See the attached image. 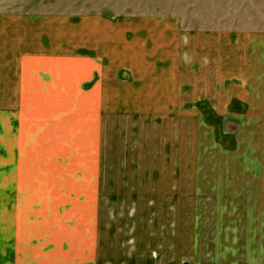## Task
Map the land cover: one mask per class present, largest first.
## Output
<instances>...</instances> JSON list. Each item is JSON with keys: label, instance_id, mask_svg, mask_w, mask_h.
Masks as SVG:
<instances>
[{"label": "crops", "instance_id": "1", "mask_svg": "<svg viewBox=\"0 0 264 264\" xmlns=\"http://www.w3.org/2000/svg\"><path fill=\"white\" fill-rule=\"evenodd\" d=\"M182 96L208 100V117L235 120L246 142L264 140V28L0 9V264H261L264 180L255 174L226 177L238 198H251L248 221L223 222L220 234L211 223L194 251L163 200L161 211L119 227L103 220V190L147 200L169 187L149 173L148 129L144 144L136 136L140 160H124L130 173L104 179L103 121L113 128L124 114L142 127L145 111Z\"/></svg>", "mask_w": 264, "mask_h": 264}, {"label": "rangeland", "instance_id": "2", "mask_svg": "<svg viewBox=\"0 0 264 264\" xmlns=\"http://www.w3.org/2000/svg\"><path fill=\"white\" fill-rule=\"evenodd\" d=\"M0 9L36 13H103L108 16L131 14L151 19L174 17L180 20L185 30L264 28V0H0ZM151 58L159 60V56ZM157 66L167 65L158 63ZM186 98L182 96L179 103L161 102L159 108L145 111L149 114V121L142 127L139 125L142 118L131 120L124 114L116 118L118 123L115 122L117 124L113 128L109 119L105 123L103 121L101 145L104 179L111 175L130 173L126 171L128 167L124 160L127 163L130 159L140 160L144 152L141 140L143 144L146 142L148 129L149 173L161 174L165 186L169 187L164 196L159 194L158 199L149 197L147 200L127 197L126 193L118 196L113 190H103L101 204L105 208L102 211L103 218L110 216L119 227L121 222L130 221L131 216H137L140 220L147 211H161L159 206L163 200V205L167 207V221L172 225L176 217L180 218L182 244L186 250L188 247L194 251V241L203 239L206 232H211V223L218 226L215 232L220 234L221 224H225L223 222L230 225L248 221L245 207L251 198H238L234 188L229 187L232 182H228L226 177L255 174L264 180V140L246 142L244 139H247V135L245 138L243 134L238 135L235 120L221 119L216 113L214 117H208V100L190 101ZM123 104L119 102L117 109L122 110L120 107ZM138 132L141 133V140L138 138L136 141ZM88 158L86 156L85 161ZM108 159L115 161L114 165ZM42 200L44 203L45 200ZM238 202L243 207L240 212ZM136 209L142 211L140 216L134 212ZM159 214L150 213L149 216L159 217ZM262 214L263 211L261 217ZM252 217L253 214L251 220ZM103 220L108 221L105 218ZM210 236L207 234L204 239ZM216 238L220 241V236ZM263 239L262 231V243ZM262 243L260 240L261 264H264Z\"/></svg>", "mask_w": 264, "mask_h": 264}]
</instances>
